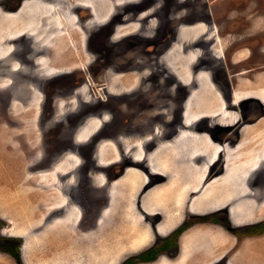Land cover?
I'll return each mask as SVG.
<instances>
[{
    "label": "rangeland",
    "instance_id": "374dc122",
    "mask_svg": "<svg viewBox=\"0 0 264 264\" xmlns=\"http://www.w3.org/2000/svg\"><path fill=\"white\" fill-rule=\"evenodd\" d=\"M4 1L7 9L4 8L3 10L0 8V51L3 49L2 46L10 48L13 43L12 46L17 47V55L18 51L23 49L25 56L23 60L19 56L10 60L9 56L6 58L8 61L5 64L0 63V69L6 70L7 64L12 65L15 69L11 70V77L13 78L14 74L18 75L21 73L22 75H28L29 78L31 77L32 87L30 88L27 84L25 76H22V79L16 84L17 89L22 92L17 93L16 97H12V108L9 111L4 106L8 105V101L6 102L8 96L7 88L12 84L5 81V79L0 80V87L4 88H0V188H3L0 189V247H4L7 250L11 249V251H4L2 249L0 252V264H16L13 257L9 254H19L20 252L24 264H121L128 255L138 253H131L132 250L138 249V247H135L136 245L143 246L140 244H146L140 247L141 251L150 247V243L154 239V233L155 235L158 234L155 231V226L159 222V215L156 213L150 215L145 211L142 204L138 206L142 197L143 184L141 185V189H137L133 197L131 192L126 189V184L117 185L119 182L113 184L114 188L113 193L112 190L110 192L109 205L107 208L103 207L100 213L99 203L104 204L107 200V194L105 188H96L95 183H103L105 182V178L103 175L97 173L95 175L93 169L98 168L102 170L105 168L99 165L108 166V163H112L110 167L105 169V172L112 176V178L122 175L124 173L122 168L114 166L120 153L124 156L125 161L132 159L139 152L140 145H136L135 142L124 144L120 151L116 145V142L119 141L116 140L115 142V139H121V134L126 135L132 132L131 128H129V132L126 131L125 125L129 123L137 124L139 120L150 118L145 113L139 114V116L127 113V118L124 116L120 118V114L116 113V117H119L118 120H120L121 124L118 122V124L114 125L126 129L122 131L119 128L118 131L114 130V134L110 135L112 137L110 139H114V142L105 141L104 138L96 147H94V143L89 142L93 133L87 132L89 127L90 129H96L102 126L103 131L99 134L101 137L107 136L106 134H109L111 129L116 128L115 126L113 128L112 126L106 127L107 123L103 125L105 114H108L103 109L106 103L101 101L100 98H95V95L100 96L102 91L97 92V90L94 95V89L97 85L89 83V81L91 83L96 82L94 81L96 75L97 79L100 78L97 80L98 82H102L104 78L109 77L110 73L105 72L107 66L105 51H114L122 59L128 61V65L126 64L128 67L137 63V66L133 67L140 71L138 73L139 77L142 78L143 75L147 77L148 75H145L149 73L147 68L153 63L146 60L137 61L136 56L139 50L146 46L155 49L153 44H148L151 43L152 38L157 37L153 41L155 45L156 43H160L161 48H165V52L161 56L164 66L166 65L169 68L172 65L173 68H178L181 73L186 75L187 81L193 80L194 87H196L197 82L199 84L195 93L197 94L195 95L196 98L190 104L189 119L193 121L195 118L207 115L211 119L209 120L210 125H213L215 122L213 113L218 111L220 106L218 94L215 92L216 86L213 84V81L214 79L216 80L220 89H225L226 87L223 85L231 83L235 71L233 69L231 71L227 69L226 71L224 68L225 66L226 68L230 67V56L235 52V47L232 43L235 41L243 43L249 37H257L264 42V0H186L183 2V5L187 6L186 9H174V7L180 4L181 0H74L68 4L69 6L65 7V10H72L74 8L76 11L77 7H80L78 11L81 15L80 21H77L75 16L65 14L71 21L69 22L71 31L78 43L76 49H69V43L67 42L61 41L58 46H54L50 42L55 38V35L59 34L61 36L63 34L60 31V19L63 15L60 11V7H62L61 0L54 1L57 9L56 13L50 5L51 11L44 15H42L44 10L43 5L39 3L36 6H32L34 2L26 3L15 14L11 15L7 12L11 10L13 5L9 2L10 0ZM27 12L30 16L34 13L36 14V20L34 19L33 23L27 20ZM167 14L168 16L171 14L170 18ZM113 15H117V18L120 17L116 28L117 36L114 38V41L120 40L123 42L120 45L107 44V41H109L105 39L107 30L102 29L101 31L99 29ZM52 19H55L54 21L58 26L51 25ZM180 19L184 20L181 21V25L178 24L179 27L175 39L172 40L173 43L169 47V38L173 36L170 33V29H166L167 25L165 23L167 20L170 22L171 20ZM7 21L11 26L9 29L6 27ZM211 21H215L216 25ZM64 25L68 27L66 23ZM28 31L33 33L32 37ZM99 32H101L100 35L102 36H96ZM160 34L166 36L162 37ZM214 34L218 37L216 41L209 39ZM255 41L259 42L258 39H255ZM141 42L147 45L143 46ZM136 43L140 44L136 45ZM228 45H230L229 48H227ZM90 47L93 48L97 55V61L95 62L91 60ZM151 48L147 51L151 52ZM31 49L34 50L33 53H31ZM224 51H226V55L223 53ZM14 53L16 55V51ZM204 53H206V56L203 58ZM246 55V50L241 51L240 55L239 53L234 55L233 60H240ZM190 63L194 64L192 70L208 69L212 77L208 74L209 78L206 75L201 77L197 72L191 73V71H188ZM206 63L208 67H204ZM79 65H85L86 67L79 69ZM114 68H119V66H114ZM6 73L7 71L0 72V74ZM114 73L111 74V81L117 91L132 90L134 86V89H140V91L145 88L146 83L138 85L137 75L120 76L117 72ZM238 73L240 77L246 75L242 66L237 68ZM57 75L65 76L64 79L58 76L59 78L57 79L59 82L63 81L65 87L74 78L78 80V83L81 81L79 78H87L89 81L82 80L83 82L81 81L79 84L83 87L73 91L71 95L66 94L68 89L65 88L64 94L56 98V115L55 113L50 115V112H48L47 119H41L39 117V112L42 109L40 86L45 78ZM187 75H191V77H188V79ZM261 75L264 77V73L258 76L260 80H262ZM172 80L165 81V84H169ZM78 83H72L69 87L72 85L75 87ZM166 88L164 87L161 90V98L165 99L161 101L162 105L168 102L167 97L171 94L169 93V89ZM176 88L181 90L182 87L177 84ZM25 90H30V95L29 93L27 95L24 92ZM131 96L129 94L126 95V97ZM179 96L180 94L177 95L178 98ZM203 96L204 100H209L212 103V107L206 105V101V103L203 102L204 104L201 103L200 98ZM114 98L117 99V102L112 101L113 104L119 103L121 101L120 98L122 99V97ZM245 104L249 105V103L244 102L242 106H245ZM199 106H202V108ZM179 110L180 108H178L176 114L177 120L179 119ZM161 114V118L158 117L157 120H161V123H164L162 119H165L168 113L162 112ZM51 116L56 120L50 119ZM62 117H65L63 119L66 121L68 118L72 123H77L78 118H80L79 127L73 128V133H76L77 130L79 133L81 132L79 140H81L84 146L79 145V142L75 140V136H73L71 130L73 124H63ZM41 122L46 123V126L50 125L53 131L60 132L61 139L55 138V144L65 142L67 147L73 149L66 151L62 156L56 158L48 169L37 171L36 167L39 163L36 162L39 160L41 153V151L39 153V149L41 148L39 145L42 128ZM53 122L57 124L51 125ZM200 127L210 128L211 126L209 127L207 120H203ZM214 129L213 127V130H211L215 132L216 130ZM137 130L142 132L141 129ZM20 131H24L22 133L25 134H21ZM25 138L30 139V142H27L26 145L23 142V144L21 143ZM152 145V143L148 144L147 148H150ZM192 147L195 150L197 145L195 144ZM97 148L98 153L96 152ZM131 149L132 151H130ZM218 149L216 146H213L212 149L209 147L203 159L212 158L215 153L217 154ZM96 154L98 157H95ZM93 158L98 159L99 165L98 161L93 160ZM195 161H198V159L193 160V162ZM229 161L227 163L228 168L226 167L228 173L224 176L227 182L223 183L220 179L215 178L213 182L214 186H209V192H211L215 189L217 181L218 185L223 184L217 190L219 194L221 191L224 192V194L219 196L222 198L218 203H222L219 207L229 204L230 199L231 203L237 202L239 197L241 198L248 192L245 174L251 163L244 160L241 161L242 163H239L235 162L234 159V162H232V155L229 156ZM17 163L18 165L16 166ZM82 163L84 164L82 167L83 173L78 174L77 172L81 171L77 169ZM131 163L129 161V164ZM144 164H147V161H143L140 166H144ZM119 165L122 166L121 162H119ZM142 168L140 170L144 173ZM88 169H91V172L87 174L86 170ZM218 172H220V164L216 162L211 166L210 176L204 179L202 185H205V182L211 180L213 174L215 175ZM40 173H42L43 178L40 175L37 176ZM31 174L33 175L29 177ZM160 178L163 179V177ZM160 178L152 176V174L148 177L150 179L149 182L159 180ZM119 179L120 177L115 180L119 181ZM248 182L250 183V180ZM233 183L236 184V188ZM23 184L26 186L25 192L28 193L27 195L25 192H21L19 188ZM81 185L82 187H80ZM237 185H241V187ZM83 187L85 188L83 189ZM232 187L237 192L241 189L240 191L244 190L245 193L242 192L244 194L238 197L235 189L230 191L229 188ZM10 188L11 190L8 191ZM188 190L189 188L182 194L184 202L182 200L176 202V205L179 206L180 204V207L183 206L179 209L185 211V214L178 218V223H181L182 219L186 216L187 209L185 207L190 203V200L201 191L205 193L202 188L194 193ZM92 191L94 193L91 194ZM188 192H190L189 195ZM84 196L88 198L83 200ZM176 196L179 197L178 194ZM206 196L207 193L198 198V200H203ZM213 203V200H209V204ZM79 206H82L83 210ZM145 208L148 209L147 207ZM205 208L206 205L202 202L201 204L195 203L192 209L202 210ZM232 209L234 211L233 215L238 218L241 215L240 208L234 207ZM178 213L179 211L174 217H177ZM217 215L218 212L211 215L210 222H216L218 219ZM190 216L194 217V215H189L188 218ZM219 218V222L227 221L224 215L223 217L219 216ZM261 221L264 220L260 219L257 223L246 224L233 233V243L239 240L237 248L244 251L247 255L246 260L250 264H264V239H262L264 236V223ZM205 228L207 226L204 224L199 227V231H201L199 235L194 233L195 231L189 233L192 236V246L187 254V259L189 261H196L193 264H201V261L211 252V249L205 250L206 242L210 243L212 249H217L218 236L212 239V234L210 231H206ZM246 237H250L252 240L244 242L243 240ZM183 239L180 238L178 241L182 244ZM230 243V241L229 243H223L224 247L221 250L228 249ZM172 245L171 242H166L168 249L165 255L174 253L175 247ZM184 247L185 244L183 243L178 254L186 253V251H183ZM145 257L147 258V254ZM217 257H210L202 263L212 264L213 261L217 260ZM182 260V258L176 259L178 263ZM158 261L159 264H170L174 260L169 261L166 257H160Z\"/></svg>",
    "mask_w": 264,
    "mask_h": 264
},
{
    "label": "flooded vegetation",
    "instance_id": "af4514ba",
    "mask_svg": "<svg viewBox=\"0 0 264 264\" xmlns=\"http://www.w3.org/2000/svg\"><path fill=\"white\" fill-rule=\"evenodd\" d=\"M54 1L55 0H10L9 2L13 6H12L11 10L7 13L13 15L17 12V10L21 9L26 3L29 4L31 2H34L32 6H36L39 3H41L43 5L44 10H43L42 15H44L45 13H49V11H51V6H52V9L54 10V12L56 13L57 9H56V6L54 4ZM56 1H58V0H56ZM73 1L74 0H61L60 3H61L62 7L58 6L61 9L60 10L61 14L63 13V15H62L63 18L61 17V19H60V28H61L60 31L63 34L61 36L59 34H57V35H55V38L53 40L50 39L51 40L50 42L54 46H56V45L58 46V44L61 41L69 43V49L70 48L76 49V47L78 46V43L74 37V34L71 31V27L69 24V22H71V21H70V19H68L66 14L71 15V16H75L76 20L80 21L81 15L78 12L80 7H77L76 11L74 8L72 10H68V9L65 10V7L69 6L68 4H70ZM184 1H186V0H181L180 4L176 7H174V9H176V8L177 9L178 8L186 9L187 6L183 5ZM173 5L175 6V4H173ZM0 8H2L3 10H4V8L7 9V6H6L4 0H0ZM184 11H186V10H184ZM207 12H208V9H207ZM45 16H43V18H45ZM167 16H168V14H167ZM170 16H171V14L168 17L170 18ZM54 18L56 19V17H54ZM116 18H117V15H113L112 17H110L108 19V22L103 24V27L99 28L101 31H102V29L107 30L105 39L109 40V41H107V44H109V45H118V44L120 45L123 43L120 40L114 41V38H116V36H117L116 35V28H117V24L119 22L120 17H118L117 20H116ZM169 18H168V20H169ZM55 19H52L51 25L58 26L57 23H55V21H54ZM168 20L165 24L167 25L166 29L167 30L170 29V33H172V36H173L172 38H169V41H168L169 47H171V45L173 43L172 40L175 39L177 29L179 27L178 24L181 25V21H183L184 19L171 20L170 22ZM211 22L214 25H216L215 21H211ZM65 23L68 25V27H65V25H64ZM32 29H33V27H32ZM68 30L70 31V35L68 33ZM28 32H30V31H28ZM100 34H101V32L97 33L96 36H102ZM29 35H31V37H32L33 33L30 32ZM160 35L162 37L166 36V35L163 36V34H160ZM65 36L67 37L68 40L66 39ZM24 37L26 38L27 36H24ZM156 39H157V37L152 38L151 43L148 42L149 43L148 45L153 44L154 45L153 47L155 49L148 47V46H146L147 44H144L143 42H141V45L146 46V47L142 48V49H144L143 51H142V49H140L137 56H136L137 61H145L146 60L150 63H153L150 65L149 68H147V71L149 72V73L145 74V75H148L147 77L144 75L142 78L139 77L138 73H140V71H138L137 69H135L133 67V66H137V63L136 64L134 63V64H132L131 67H128L127 66L128 61H125L124 59H122L114 51L106 50L105 51V61H106V56H107V61H106L107 66H106L105 72L110 73L109 77L106 79L104 78L102 80V82H98L97 80H99L100 78L97 79V75H96L95 79H94V81H96V82H94V83H91L89 81V79H87V78H84V79L79 78V80H81V81L82 80L83 81L84 80L89 81V83L91 85L94 84V85L100 86V87H97V86L95 87L94 95H95V92L97 90H98L97 92L102 91L101 92L102 94L100 96L95 95V98H97V99L100 98L101 101H104L106 103V105L103 107V109L105 111H107L108 114H105V120H104L103 125L105 123H107L105 125L106 127L107 126H112V128H113V126L116 127V125H114V124H116V123L118 124V122L120 123V120H118L119 117H116L117 116L116 113L120 114V118H122V116L127 118V113L136 114L137 116H139V114H142V113L149 115L150 118H147V119L141 120V121L139 120V122L137 124H135V123L130 124L129 123V124L125 125L127 128L126 131L129 132V130H130L129 128H131L132 132H129L126 135L121 134V139H115V142H116V140L119 141V142H116V145L120 151L122 150L123 145L129 141L128 138L129 137H135V136L142 137L144 139L146 137L148 138L146 141V147H145L147 151H153L154 149L157 148L158 143H160L162 141H169V140L174 141V142L180 141L182 136H185L186 138H188L189 141L196 140V138L197 139L202 138V139L209 142L211 149L213 146L214 147L216 146V148L217 147L219 148L217 151V154L215 153L214 156H212V158H210V159L216 160L214 163L219 162V164H220V172H218L215 175L213 174L212 178H214L215 176H225L226 173H228V171L226 170V167L228 168L227 163L229 161L230 155H232V157L235 158L234 159L235 162L237 161L239 163H242L241 161L244 160V161L251 163V165H249V168L247 169L248 175L245 176L247 178L246 179L247 180L246 187H248L249 191L246 194L242 193L241 191H238V192L236 191L239 194L238 197L240 195L242 196V194H244L246 196H242L241 198L239 197L240 200H237V202L234 201L235 203L232 202V204L229 202L230 204H225L222 207H219L222 204L221 203V204H217L216 206H213L210 208L206 207L205 209H202V210H194L190 207L191 203H188L187 207H185V209H187L186 216L182 219L181 223H178V218H180L182 215H184L185 211H182L180 209L178 216L174 217L172 219V223L176 222V225L170 231H168L167 233H159L157 230V227L155 226V231L160 235H158V234L155 235V233L153 232L154 233V239L150 243V247H148L144 251H141L142 249L140 247H143L146 244H140L143 246H137L136 245L135 247H138V249L132 250L131 253H133V252H138V253L128 255L126 257V259L121 264H149V263L159 264L158 259L160 257H166L169 261L174 260L170 264H181V263L182 264H187V263L193 264V263H196V261H189L187 259V254L191 250V246H192V239H191L192 236L189 235V233L192 231H195L194 233H197L199 235L201 232V231H199V227H201L202 224L207 226V228H205V229H206V231H210V233L212 234V237L211 236L210 237L212 239L215 236H218V240H217L218 243H217V249H212L210 247V243H208V242L205 243V248H206L205 250L207 251L208 249H211V252L201 261V264H203L202 262L205 259H209L210 257H215V256H218L217 260L213 261L212 264H250V262L248 260H246L247 255L244 253V251L237 248V246L239 244V240L236 243H233V233H234V231L242 228L246 224L257 223L260 219L264 220V219H262V217H264V211H262V209L264 210V186H263L264 184H262V183H264V170H263L264 169V157H263V155H264V77L261 75L262 80L258 79V76L260 74L264 73V49H263L264 42L257 37H249L248 39L244 40L243 43H240V42L238 43L236 41L234 43H232L235 47V52H233V54H231V56H230V60H231L230 67L226 68V66H225L224 69L226 71H227V69L228 70L230 69V71H231V69H233L235 72H234L233 78L231 79V83H228L227 85H223L224 87H226L225 89H220L216 80L214 79V81H213V84H215V86H216L215 92L218 94V99H219L218 103L220 104V106H219L218 111L213 113V117H215L214 124L210 125L209 120H211V119H210V116H207V115H202L199 118H195L193 121L189 119L190 116H188V114L190 113V111H189V109L191 108L190 104L193 102V99L196 98L195 95H197V94H195V93L198 89L199 84L197 82L196 87H194L193 80L187 81L186 77H185L186 75L181 73L178 68L177 69L175 67L173 68L172 65H170V67H169L170 69H169L168 67H166V65L164 66V64L161 61V56L164 54L165 48H161L160 43H156V45H157V47H156L155 43L153 42ZM209 39L210 40L214 39L216 41L218 39V37H216V35L214 34ZM255 39H258L259 42H256ZM93 41H94V38H93ZM12 44H11L10 48H8L10 50V55H11L10 60H13L18 56L23 60L24 56H25V51H23V49H21L20 51H18V55H17V47L12 46ZM138 44H140V43H136V45H138ZM232 44H230V45H232ZM89 45H91V44H89ZM230 45H228L227 48H229ZM0 47H1V45H0ZM2 48L3 49L0 51V63L5 64L7 62L6 59H3L5 47L2 46ZM149 48L152 49L151 52L147 51V50H149ZM31 50H32L31 53H33L34 50L33 49H31ZM89 50H90V53L92 56L91 57L92 62L97 61V55L94 52L93 48L90 47ZM244 50L247 51V55L244 56L240 60L234 61L233 60L234 55L237 53H239V55H240L241 51H244ZM15 51H16V55H14ZM223 53L226 55V51H224ZM205 56H206V53H204L203 58ZM172 60H174V59H172ZM203 61H204V59H203ZM257 63H258V65H257ZM7 65H8V67L6 68V70H4L2 68V69H0V72L3 73L7 70H10L12 65H9V64H7ZM193 65H194L193 63H190V66H189L190 68L188 69V71H191V73L197 72L198 74L201 75V77L204 75H206L207 77H208V75L210 77H212V74H211V72H209L208 69L201 68V69H198L195 71L192 70L194 68ZM79 66H80V67H78L79 69H82V67H86L85 65L84 66L79 65ZM114 66H119V68H114ZM239 66L243 67V71L246 74V75H244V77H240L239 73L237 74V68ZM204 67H208V64L206 63L204 65ZM181 68H183V67L181 66ZM13 69H15V68L12 67V70ZM114 72H117V74H119L120 76L137 75L138 76V80H137L138 85H142L143 83H146L145 88L140 91V89H134L135 88V86H134L133 89L131 88L132 90L117 91L116 87L113 86V83L111 81V78H112L111 74ZM157 72H159V74H157ZM23 74H25V73H23ZM22 76H25V80L27 81V84L30 86V88L32 87L31 86V83H32L31 77L29 78L28 75H22V73H21L18 75L14 74L13 78L11 77L9 82L12 85L9 88H7V95L8 96H7L6 102L8 101V105L6 104L4 106V108L8 109L9 111L12 108V97H16L17 93L19 94V92H22V91L17 89V85H16L17 82H19L20 79H22L21 78ZM58 76H60L63 79L65 77V76H61V75H57V76H53V77H47L44 79V81L42 82V84L40 86L41 87L40 94L42 97V100L40 101V103L42 104V109L39 112V117L41 119H47L46 116H47L48 112H50L49 113L50 115H52L54 113L56 115V98L64 94L65 88L68 89L66 94L71 95L73 93V91H76V90L80 89L81 87H83V86H81V84H79L81 81L78 83V80L76 78L71 80L69 82L68 86L65 87L63 81L59 82L57 80L59 78ZM188 77H191V75H187V78ZM146 78H147V80H146ZM170 79H173V80L169 84H165V81L168 82V81H170ZM72 83H78V85L75 87L73 85L71 87H69L70 84H72ZM96 83H98V84H96ZM177 84L181 85V87H182L181 90L176 88ZM227 86H229V87H227ZM164 87H167L166 89H169V93H171L173 95L169 94V96L167 97L168 102L166 104L162 105L161 101L164 98L163 99L161 98V95H162L161 90H163ZM29 91L25 90L24 92L28 95ZM103 93H104V95H103ZM128 94L132 95V96L126 97V95H128ZM179 94H180V96L178 98L177 95H179ZM29 95H30V93H29ZM114 97H117V98L122 97V99L120 98L121 101L119 103L113 104L112 101L117 102V99H115ZM200 99H202L203 102L206 101V100H204V96L201 97ZM208 101L209 100L206 101L207 102L206 105L211 107L212 103L210 101L209 102ZM244 102L249 103V105L245 104V106H242V103H244ZM178 108H180V110H179V119L177 120L176 114H177ZM162 112L168 113V115L165 116V119H162L164 123H161V120H157L158 117L162 116V114H161ZM55 115H54V117H55ZM106 115L108 116L107 119H106V117H107ZM54 117L51 116L50 119L54 120L55 119ZM65 117H62L63 124L72 123L71 120H69L68 118H67V121L65 119H63ZM79 120H80V118H78L77 123H72L73 127H72V129L71 128L70 129L72 130L73 136H75L74 137L75 140H77V142H79L78 144L81 146H84V145H82L81 140H79L80 139L79 137H81V132L79 133L77 130L76 133H73V128L76 129L77 127H79L78 126ZM203 120H207L209 127L210 126L211 127L210 128H207V127L201 128L200 126H201V123ZM54 122L51 123V125L57 124ZM246 122H247V124H246ZM41 124H42V128L40 127L41 132H40V137H39V145L41 146V148L39 149V153H40V151H41V153H40L39 160H37V162H36V163H39V165L36 167L37 171L48 169V167L51 166L52 162L54 160H56V158L62 156L66 151L73 149V148L67 147L65 142L60 143V144H55V138L61 139L60 138V136H61L60 132L55 131V130L53 131L52 128L50 127V125L46 126L47 125L46 123L44 124L41 122ZM198 125H199V127L197 128ZM213 127L215 128L214 130H216L215 132L212 131ZM118 128L121 131L126 129V128L124 129V127H121V126H117L115 129H111L110 133L106 134L107 136L104 135L101 137V136H99V134L103 131V127L102 126L97 127L96 129H94L92 131L93 133L91 132L92 135H91V138L89 139L90 140L89 142L94 143V147H96V145L98 146V144L104 138H105L104 139L105 141L106 140L112 141V143H113L114 139H110V138H112L110 135L114 134V130L118 131ZM229 128H230V130H229ZM137 129H139V130L141 129L142 132L138 131ZM233 131H235V132L233 133ZM223 132H224V134H223ZM132 133H134V134L137 133V134L134 135ZM231 133H233L234 135ZM221 136H222V138H221ZM156 138H158V139H156ZM22 142L26 145L27 142H30V139L25 138L23 141H21V143ZM262 142H263V144H262ZM151 143L153 145L150 148H147V145L151 144ZM64 146H66V147H64ZM260 149H261V151H260ZM96 152L98 153V148H97ZM260 154H263V155L261 156ZM197 155L205 156L206 153L202 152V153L197 154ZM95 157H98V155L96 154ZM135 158L136 157H134L132 159H128L125 161L124 156L120 153L119 158L116 160V164H118V165L115 164L114 166H116V168L117 167L122 168V171L124 173L127 171V169L129 167H139L140 169L143 167L142 170L144 171V173H148L149 175H151L149 168L145 167V164H144V166L143 165L140 166L142 164V162H139L138 160H134ZM261 158H263V159H261ZM93 160L98 161V159H94V158H93ZM129 161H131L132 163L129 164ZM234 161L232 159V162H234ZM82 162H84V160H82ZM119 162H121L122 166L119 165ZM229 162H231V161H229ZM99 163L100 162L98 161V165H99ZM108 164H109L108 166L107 165H99V166H101V167L103 166L102 168L106 169L107 167H110L111 166L110 164H112V163H108ZM83 166H84V164L82 163L80 165V167H78L77 170L81 171V172H77L78 174L83 173L82 172ZM211 166H210V169L208 170L207 177L210 176L209 173H211ZM96 169H98V168L93 169L94 170L93 172H95V175H96V173L103 175L105 178V182L100 183V184L95 183V186H96V188H103V189L105 188V191L107 194V200L104 202V204L99 203V208H100V213H101V211L103 210V207L107 208L109 205L110 195H111L110 192L112 190L111 189L112 183L115 181L116 178H119L122 175L112 178V176H110L109 174H107L105 172V169H102V170L101 169L96 170ZM99 170H101V171H99ZM89 172H91V169L86 170L87 174ZM152 176H154V175H152ZM249 176H250V178H249ZM249 180H250V183L248 182ZM149 181H150V179H149ZM149 181H147L148 183H146L144 186H142L143 191L149 190L154 184L163 182L164 179L160 178L159 180H156V181H151V182H149ZM80 187H82V185ZM84 188L85 187H83V189ZM231 189L233 190L235 188L232 187ZM92 193H94V192L92 191L91 194ZM112 193H113V190H112ZM221 194H223L222 191L219 194V196ZM108 197H109V200H108ZM246 197H248V198H246ZM87 198H88L87 196L86 197L84 196L82 199L86 200ZM248 199H250V200H248ZM250 202H251V204H250ZM138 206H140V202H139ZM224 206H226V207H224ZM79 207L82 208V206H79ZM231 207L232 208H234V207L238 208L239 207L241 210V215H243V216L241 218H239V217L234 218ZM82 210H83V208H82ZM217 212H218V215L220 217H223V215H224V217L227 219V221L219 222L220 218L217 215V217H218L217 221L216 222H210V219H211L210 216L213 214H216ZM262 212H263V214H262ZM189 215H194V217L192 218L190 216V218H188ZM214 217H215V215H214ZM160 218L161 217L159 216L158 217L159 221H160ZM261 222L264 223V221H261ZM160 238H162V239H160ZM180 238H182V239L184 238L182 240L183 243L185 244L183 251H186V253L178 254V251L181 250V248L183 246V243L181 244V242L178 241ZM262 239H264V236ZM250 240H252V238L246 237V238H244L243 241L248 242ZM229 241L231 242L229 244L230 247L228 249L221 250L224 247L222 244L223 243H229ZM166 242H171L173 244L172 246L175 247L174 251H173L174 253L169 254V255L168 254L165 255L166 250L168 249L166 246ZM176 243H177V245H175ZM2 249L4 251L9 250V249L7 250L6 248L4 249V247H0V252L2 251ZM9 251H11V250H9ZM219 253H220V255H219ZM146 254H147V258H144L142 255H146ZM9 255H11V257H13L16 264H24L22 259H21V252L19 254L12 253ZM16 255H19V258H17ZM148 257H150V259ZM181 258L183 260L180 263H178L176 261V259H181Z\"/></svg>",
    "mask_w": 264,
    "mask_h": 264
},
{
    "label": "crops",
    "instance_id": "0c3cea01",
    "mask_svg": "<svg viewBox=\"0 0 264 264\" xmlns=\"http://www.w3.org/2000/svg\"><path fill=\"white\" fill-rule=\"evenodd\" d=\"M4 50H5V53H4L5 55L3 59H6L9 56H11L9 54L10 50L8 48H5ZM11 70H12V67L10 70H7L6 74H0V80L5 79V81L9 82V80L11 79ZM1 89H4V88H1ZM88 129L89 130L87 132L90 133L95 128L90 129L89 127ZM20 132L21 134H25V133H22L24 131H20ZM128 139L129 141L126 142V144L135 142L136 145H140V150H138L139 152H137V155H136L137 159H134V160H138L139 162L147 161V164H145V167L147 168L151 167L149 171L151 170L152 175L158 176V177H164L163 182L154 184L147 191H142L141 193L142 197L140 198V204L143 205L147 213H149L150 215H153L154 213H156L157 215L161 217L160 221L156 224V227L159 233H167L176 225V222L172 223V219L174 218V215L178 211H180L179 208L183 207V206L179 207L180 204L179 206L176 205V202H179L178 200H180V198L177 197L176 195L179 193L183 194L182 192H185L188 188L191 189L193 193L197 192L199 189L202 188V190H204V192L207 193V196L203 198V200L205 201L202 200L205 204L209 205V200H213L214 201L213 204H215V206L220 202V197H219V193L217 192V190L218 188H220V185H223V184L218 185V181H217L215 189L211 192H209V186H214L213 185L214 179L219 178L221 176H215L211 180L206 181L205 185H202L204 182V179L207 178V175H208L207 173H208V170L210 169V166L216 160L215 159H203L204 156L196 155L202 152H207V150H209L210 144L208 141L202 138L201 139L196 138V140L189 141L188 138H186L185 136H182L180 141H177V142H174L171 140L162 141L158 143V146L156 149H154L153 151H147L145 148L146 141L148 139L147 137L144 139L142 137L135 136V137H129ZM195 144L197 145V147L195 150H193L192 146ZM130 151H132V149ZM194 155L195 157H193ZM194 159H198V161L193 162ZM199 159H201L202 161L201 160L199 161ZM17 165L18 163L16 164V166ZM32 175L33 174L29 175V177ZM39 175L41 176V178H43L42 173L38 174L37 176ZM46 175H48V173H46ZM148 176L149 174L148 173L144 174L140 170L139 167H129L127 171L124 174H122L119 181L115 180L112 183L111 189L113 190L114 188L113 184L116 182L117 183L119 182L117 185L119 184L123 185L124 183V185L126 184V189L129 190L132 196L134 197V195L137 192V189L139 188L141 189V185L142 184L145 185L147 181H149ZM186 177H189V178H186ZM25 181L27 182V180ZM19 188L21 192L24 193L26 186L25 184H23ZM182 188H185V189L182 190ZM0 189H3V188H0ZM229 189L230 191H232L231 188ZM10 190L11 188L8 189V191ZM25 193L26 195L28 194L27 192ZM205 193L201 191L198 194H196L190 200V203H191L190 207L193 208L196 202H200L198 198L202 197ZM181 200L182 202H184L183 198ZM145 207H147L148 209H146ZM194 210H197V209H194Z\"/></svg>",
    "mask_w": 264,
    "mask_h": 264
},
{
    "label": "bare ground",
    "instance_id": "6f19581e",
    "mask_svg": "<svg viewBox=\"0 0 264 264\" xmlns=\"http://www.w3.org/2000/svg\"><path fill=\"white\" fill-rule=\"evenodd\" d=\"M35 16H36L35 13H34L32 16H30L28 12L26 13L27 20L30 21L31 23H33V20H34V19L36 20V17H35ZM6 24H7L6 27H8V29H9L11 26H10V24L8 23V21H7ZM68 33H69V30H68ZM69 34H70V33H69ZM62 56H63V54H62ZM56 57H57V56H56ZM62 58H63V57H62ZM62 58H61V59H62ZM189 65H190V64H189ZM189 68H190V67H189ZM209 95H211V94H209ZM211 98H212V97H211ZM205 99H206V98H205ZM207 99H208V98H207ZM209 99H210V98H209ZM201 100H202V99H201ZM201 103H203V100H202ZM203 104H204V103H203ZM214 106H215V105H214ZM214 106H213V107H214ZM216 106H217V104H216ZM216 106H215V107H216ZM199 107L202 108V106H199ZM211 107H212V105H211ZM203 108H204V107H203ZM201 111H202V110H201ZM203 111H204V110H203ZM206 113H207V112H206ZM208 113H209V112H208ZM186 117H187V116H186ZM186 117H185V118H186ZM242 121H243V120H242ZM248 121H249V120H248ZM252 122H253V121H252ZM254 123H255V122H254ZM246 124H247V122H246ZM251 124H252V123H251ZM221 126H222V125H221ZM226 127H227V126H226ZM231 128H232V127H231ZM229 130H230V128H229ZM234 132H235V131H233V133H234ZM233 133H231V134H233ZM223 134H224V132H223ZM233 135H234V134H233ZM223 136H224V135H223ZM226 136H227V135H226ZM221 138H222V136H221ZM234 138H235V137H234ZM235 139H236V138H235ZM220 140H221V139H220ZM230 141H231V140H230ZM232 141H233V140H232ZM234 141H235V140H234ZM245 141H246V140H245ZM261 141H262V140H261ZM225 142H226V141H225ZM228 142H229V141H228ZM262 144H263V142H262ZM262 144H261V145H262ZM229 145H230V144H229ZM232 146H233V145H232ZM234 146H235V145H234ZM262 146H263V145H262ZM260 151H261V149H260ZM260 153H261V152H260ZM262 153H263V152H262ZM260 155L262 156L263 154H260ZM197 156H198V155H197ZM197 156H196V157H197ZM263 157H264V155H263ZM173 158H174V157H173ZM174 159H175V158H174ZM232 159H235V158L232 157ZM261 159H263V158H261ZM259 161H260V160H259ZM165 162H166V160H165ZM254 165H255V164H254ZM252 166H253V165H252ZM255 166H256V165H255ZM250 167H251V166H250ZM239 170H240V169H239ZM242 171H243V170H242ZM243 174H244V173H243ZM251 174H252V173H251ZM183 175H184V174H183ZM245 175H248V173L245 174ZM178 176H179V175H178ZM174 177H175V176H174ZM228 177H229V176H228ZM231 177H232V176H231ZM231 177H230V178H231ZM252 177H253V176H252ZM175 178H176V177H175ZM230 178H229V179H230ZM249 178H250V176H249ZM218 179H220L223 183H224V182H225V183L227 182V179H226L224 176H222V177H220V178H218ZM240 179H241V178H240ZM240 179H239V180H240ZM178 180H179V179H178ZM233 180H234V179H233ZM233 180H232V181H233ZM242 180H243V179H242ZM174 181H175V180H174ZM179 181H180V180H179ZM229 181H230V180H229ZM234 182H235V181H234ZM170 183H171V182H170ZM192 183H193V182H192ZM231 183H232V182H231ZM231 183H230V184H231ZM240 183H241V182H240ZM243 183H244V181H243ZM233 184H235V183H233ZM237 184L239 185V183H237ZM262 184H264V183H262ZM166 185H167V184H166ZM169 185H170V184H169ZM238 185H237V186H238ZM263 186H264V185H263ZM168 187H169V186H168ZM234 187L236 188V184L234 185ZM238 187H241V185L238 186ZM169 188H170V187H169ZM194 188H195V187H194ZM242 188H243V187H242ZM246 188H247V187H246ZM175 189H176V188H175ZM170 190H171V189H170ZM170 190H169V191H170ZM189 190H191V189H189ZM189 190H188V191H189ZM235 190H236V189H235ZM240 190H241V189H240ZM240 190H239V191H240ZM236 191H237V190H236ZM248 191H249V190H248ZM176 192H177V191H176ZM180 192H181V191H180ZM191 192H192V191H191ZM241 192H244V193H245L244 190L241 191ZM178 193H179V192H178ZM182 193H183V192H182ZM189 193H190V192H188V195H189ZM226 193H227V192H226ZM171 194H172V192H171ZM245 194H246V193H245ZM178 195H179V198L181 197V198H180V200H181V199H182V194L179 193ZM227 195H228V194H227ZM233 195H234V193H233ZM238 195H239V194H238ZM236 196H237V194H236ZM244 196H246V195H244ZM230 197H231V196H230ZM246 198H248V197H246ZM221 199H222V198H221ZM232 199H233V198H232ZM244 199H245V198H244ZM233 200H234V199H233ZM237 200H238V199H237ZM248 200H250V199H248ZM203 201H205V200H203ZM203 201L200 200V202H196V203L201 204ZM227 201H228V200H227ZM227 201H226V203H227ZM230 201H231V199H230ZM230 201H229V202H230ZM242 201H243V200H242ZM238 202H239V201H238ZM248 202H249V201H248ZM203 203H204V202H203ZM230 203H231V202H230ZM230 203H229V204H230ZM262 203H263V202H262ZM262 203H261V204H262ZM204 204H205V203H204ZM231 204H232V203H231ZM250 204H251V202H250ZM205 205H206V207H208V208L215 206V204H209V205L205 204ZM252 205H253V204H252ZM254 205H255V204H254ZM262 205H263V204H262ZM209 206H210V207H209ZM179 207H180V206H179ZM231 208H232V207H231ZM218 209H219V208H218ZM257 209H258V208H257ZM214 210H215V209H214ZM260 211H261V210H260ZM262 211H264V210L262 209ZM233 212H234V211H233V209H232V213H233ZM232 213H231V214H232ZM260 213H261V212H260ZM262 214H263V212H262ZM242 216H243V215H240L239 218H241ZM233 217H234V218H237V216H234V215H233ZM254 217H255V216H254ZM255 218H256V217H255ZM251 219H252V218H251ZM240 221H241V220H240ZM251 222H252V221H251ZM254 222H255V221H254Z\"/></svg>",
    "mask_w": 264,
    "mask_h": 264
},
{
    "label": "trees",
    "instance_id": "16d2710c",
    "mask_svg": "<svg viewBox=\"0 0 264 264\" xmlns=\"http://www.w3.org/2000/svg\"><path fill=\"white\" fill-rule=\"evenodd\" d=\"M9 250H11V249H9ZM17 256V258H19V255H16ZM144 258H146L145 257V255H142ZM153 256V255H152ZM149 259H150V257H148Z\"/></svg>",
    "mask_w": 264,
    "mask_h": 264
}]
</instances>
